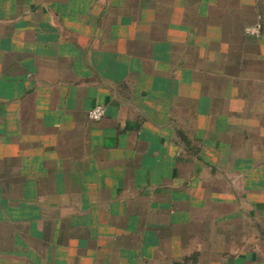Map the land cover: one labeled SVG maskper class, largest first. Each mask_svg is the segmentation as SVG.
Wrapping results in <instances>:
<instances>
[{"label":"crops","instance_id":"1","mask_svg":"<svg viewBox=\"0 0 264 264\" xmlns=\"http://www.w3.org/2000/svg\"><path fill=\"white\" fill-rule=\"evenodd\" d=\"M0 264H264V0H0Z\"/></svg>","mask_w":264,"mask_h":264},{"label":"built area","instance_id":"2","mask_svg":"<svg viewBox=\"0 0 264 264\" xmlns=\"http://www.w3.org/2000/svg\"><path fill=\"white\" fill-rule=\"evenodd\" d=\"M260 29H261V26L256 25V26L249 27L247 29V32L253 35H258L260 32ZM88 115L91 120H94V121L101 120L102 118L106 116V108L102 105L95 106L89 110Z\"/></svg>","mask_w":264,"mask_h":264}]
</instances>
